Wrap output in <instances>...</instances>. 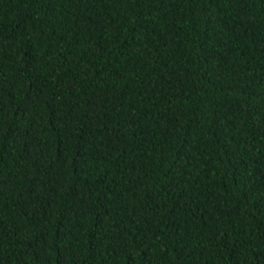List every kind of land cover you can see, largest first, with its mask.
I'll return each mask as SVG.
<instances>
[{"label": "trees", "instance_id": "16d2710c", "mask_svg": "<svg viewBox=\"0 0 264 264\" xmlns=\"http://www.w3.org/2000/svg\"><path fill=\"white\" fill-rule=\"evenodd\" d=\"M0 264H264V0H0Z\"/></svg>", "mask_w": 264, "mask_h": 264}]
</instances>
